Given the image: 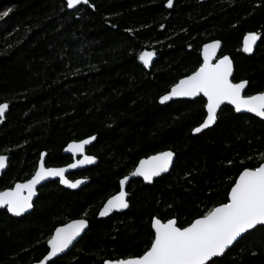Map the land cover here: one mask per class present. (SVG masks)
Returning <instances> with one entry per match:
<instances>
[{
	"label": "trees",
	"instance_id": "trees-1",
	"mask_svg": "<svg viewBox=\"0 0 264 264\" xmlns=\"http://www.w3.org/2000/svg\"><path fill=\"white\" fill-rule=\"evenodd\" d=\"M0 155L10 157L0 191L31 179L41 154L47 167L72 163L64 150L96 137L87 154L98 164L70 174L90 182L69 191L50 182L33 211L13 218L0 210V264H34L48 252L57 227L86 219L84 237L54 264H103L142 254L153 217L187 224L227 202L245 167L264 163V121L224 106L216 125L200 135L206 100L161 105L172 86L202 64L201 49L223 44L234 62L233 82L248 81L246 95L264 92V0H90L68 10L66 0H0ZM259 43L242 54L244 37ZM153 52L150 67L139 59ZM172 151L169 174L150 186L133 180L129 208L97 219L119 181L142 159ZM231 161V164H229ZM86 214V215H85ZM215 264H264V230L240 239Z\"/></svg>",
	"mask_w": 264,
	"mask_h": 264
},
{
	"label": "snow or ice",
	"instance_id": "snow-or-ice-1",
	"mask_svg": "<svg viewBox=\"0 0 264 264\" xmlns=\"http://www.w3.org/2000/svg\"><path fill=\"white\" fill-rule=\"evenodd\" d=\"M88 2L89 0H66V7L74 9ZM172 6L173 0H167V7ZM9 11L11 9L0 15L7 16ZM259 38L256 32H249L244 37V51L251 52ZM219 46L218 40L205 44L203 63L190 75L180 79L168 94L160 98L161 103L173 97H198L202 94L207 98L206 118L193 129L194 133H200L216 122L217 110L225 101L233 105L236 112L246 110L264 117V92L242 95L248 81L238 83L232 81L230 78L233 73L232 61L228 56H223L216 63H212ZM153 56V52H142L139 59L148 66ZM7 108V103H0V119ZM95 139L96 137L92 136L67 145L65 151L82 157L67 165V168H46L44 154H41L39 167L31 179L17 183L14 188L0 191V207H6L8 212L16 216L25 213L33 207L32 198L36 186L47 177H59L60 183L77 188L83 181H70L65 178V172L67 169L95 162L94 156L85 154V146ZM261 155L264 156V153ZM173 156L172 151H163L141 160L132 175L141 176L145 181H152L153 177L168 171ZM7 159L6 156L0 155V169L6 167ZM126 181L127 176L119 181L120 191L104 204L99 212L101 217L108 216L114 210L129 207L124 191ZM25 190L27 195H24ZM226 201L207 209L186 225L178 223L177 218L162 221L161 218L153 217L150 224L153 235L142 254L105 259L103 264H215L214 258L222 257L238 238L251 235L258 229L264 230V163L239 171L232 182ZM87 226V220L78 219L57 227L47 240L50 251L38 261V264H54L53 258L63 253Z\"/></svg>",
	"mask_w": 264,
	"mask_h": 264
},
{
	"label": "water",
	"instance_id": "water-1",
	"mask_svg": "<svg viewBox=\"0 0 264 264\" xmlns=\"http://www.w3.org/2000/svg\"><path fill=\"white\" fill-rule=\"evenodd\" d=\"M173 2H174V0H173ZM89 4H90V0H89V2H88L87 4H83V3H82V4L78 5L76 8H74V9H69V8H68V10H70V11H74V10L78 9L80 6H89ZM172 7H173V6H172ZM172 7H171V8L167 7V8H168V9H172ZM259 40H260V38H259V39L256 41V43L253 45V50H252L251 52H245V51H244V40H243L242 54H244V55H250V54L254 53V51H255V49H256L258 43H259ZM212 42H214V41H212ZM212 42H208V43H206V44H209V43H212ZM203 46H204V45H203ZM222 49H223V44H222V42H220V46H219V48H217L216 53H215V56L212 58V63H216L218 59H220V58L223 57V56H221ZM225 56H228L229 59L232 61L233 73H232V77H230V78H231L232 81H233L234 73H235V70H234V62H233L232 58H231L229 55H225ZM201 57H202V63H203V47H202V49H201ZM151 63H152V61H151ZM151 63L148 65V67H150ZM178 82H179V81H178ZM247 88H248V84L246 85L245 89L243 90L242 95H246ZM170 91H171V89H170ZM170 91H169V92H170ZM169 92H168V93H169ZM168 93H167V94H168ZM165 95H166V94H165ZM200 97H203V95L201 94V95L198 96V97H173L171 100L166 101V102H164V103H161V101L159 100V103H160L161 105H166V104H169L170 102L178 101V100L194 101V100H196V99H198V98H200ZM203 98H204V99L206 100V102H207V98H206V97H203ZM224 106H230V107H232V108L235 110V108H234L233 105H230L227 101H225V102L220 106V108L217 110V111H218V115H219V112L221 111V109H222ZM8 112H9V109L7 108L6 111H5V114H4V116H3L2 119H4V118L6 117V115L8 114ZM235 112H236V111H235ZM236 114H250V115H253V116L257 117L258 119L264 121V117H259V116H257L255 113H250V112H248V111H246V110H241L240 112H236ZM218 115H217V120H218ZM217 120H216V122H215L213 125H211L208 129H204V130H202V132H200V133H194V132H192V134H193V135H200V134L204 133L205 131L212 129V128L216 125ZM95 140H96V139H95ZM95 140H93L90 144H88V145L85 146V154H86V155H88V154H87V150H88V149L94 144ZM66 148H67V147H66ZM66 148H65V149H66ZM43 154H44V164H45V167H46V168H56V167H47V165H46L47 154H46V152H44ZM64 154H65L66 156H70V157L73 158L72 163H74L77 159H81V158H82V157L79 156V155L74 156L72 153L67 152V151H65V150H64ZM3 156H6V155H3ZM6 157L8 158V159H7V162H6V167H5L4 169H0V177H1V176H2V175L8 170V168H9V160H10V157H9V156H6ZM146 159H147V158H146ZM146 159H142V160H146ZM175 160H176V155L174 154V156H173V160H172V163L169 165V169H168V171H167V172H163V173H161L160 176L153 177L152 181H145V180L143 179V177H141V176H133L132 173H133L134 171H133L130 175H128V176H127V177H128V181H126L125 186H124V191H125L126 194H127V195H126V200H127V202H128V199H129L128 187H129V184H130L131 181H133V180H142L146 185H150V186H152V185L155 183L156 180H158L159 178H161V177H163V176H165V175H167V174L170 173V171L172 170L173 165H174V163H175ZM39 164H40V161H39ZM39 164H38V167H39ZM70 164H71V163H70ZM97 164H98V159L95 158V162L92 163V164H85V165L78 166L77 168H74V169H67V171L65 172V178L68 179V180H70L69 177H68L70 174H74V173H78V172L84 171V170H86V169H89V168H92V167L96 166ZM138 165H139V163H138ZM138 165H137V166H138ZM137 166H136V167H137ZM61 168H67V166H65V167H61ZM134 170H135V169H134ZM77 180H82L83 183H81L77 188H70V187H68L67 185L60 183V178H59V177H47V178H45L44 180H42V181L40 182V184H38V185L36 186V189H35V195H34L33 198H32V204H33V207H32L31 209H29V210L26 211L25 213L21 214L20 216H16V215H13L12 213L8 212L6 207H0V210H6V211L10 214V216H12L13 218H22V217H24V216H26V215H29V214L33 211L34 203H35V201L37 200V198H38V196H39V190H40L43 186H45L46 184H48V183H50V182H55V181H57V182L60 183V186H61L62 188H64V189H66V190H69V191H79L80 189H82L83 187H85V186L90 182V180L87 179V178H80V179H77ZM70 181H72V180H70ZM74 181H75V180H74ZM74 181H73V182H74ZM18 183H24V182H18ZM16 184H17V183H16ZM16 184H15V185H16ZM15 185H14V187H15ZM14 187H13V188H14ZM117 194H118V193H117ZM24 195H27V191H26V190H25V192H24ZM106 202H107V201H106ZM106 202H105V203H106ZM128 205H129V202H128ZM102 208H103V207H102ZM128 208H129V207H128ZM128 208H126V209L114 210V211H113L112 213H110L108 216H104V217H101V216L99 215V213H98L97 219H99V220L107 219V218H109L110 216H112L114 213H122V212L127 211ZM77 220H78V219H77ZM85 220H86V219H85ZM73 221H74V220H73ZM71 222H72V221H71ZM71 222H69V223H67V224H70ZM87 222H88V220H87ZM67 224H65V225H67ZM63 226H64V225H63ZM60 227H62V226H60ZM89 227H90V224H89V222H88V226H87V228H86L84 231L81 232L80 236H78V237L76 238V240H74L73 243H72L71 245H69V247H68L67 249H65V251H64L63 253H59L57 257H54V258H53V261H55V260H57V259H59V258L65 256V255H67V254H68V253H69V252H70V251L76 246V244H78V242L84 237V235H85V234L87 233V231L89 230ZM54 232H55V231H54ZM53 234H54V233H53ZM245 236H246V235H245ZM239 240H240V238H238V241H239ZM238 241L234 242V244H233L232 246H230V248H229L228 250H226V253H227V252H228V251H229V250H230V249H231V248H232V247H233ZM48 251H50L49 246H48ZM226 253H225V254H226ZM225 254H224L222 257H224ZM222 257L214 258V260H215V259H218V258H222ZM34 264H38V262H37V263H34Z\"/></svg>",
	"mask_w": 264,
	"mask_h": 264
}]
</instances>
